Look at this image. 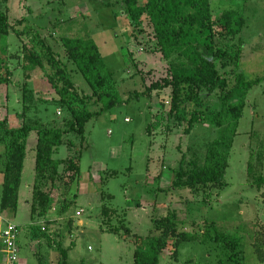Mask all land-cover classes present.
Returning a JSON list of instances; mask_svg holds the SVG:
<instances>
[{"label":"rangeland","instance_id":"obj_1","mask_svg":"<svg viewBox=\"0 0 264 264\" xmlns=\"http://www.w3.org/2000/svg\"><path fill=\"white\" fill-rule=\"evenodd\" d=\"M211 1L215 14L235 10L243 15L246 27L240 35L243 58L239 72L248 81L264 78V0ZM1 10L8 13L11 29L24 31L30 26L40 31L52 41L54 50L64 61V48L52 40L51 34L58 38L93 39L108 69L115 74L121 100L117 107L86 125L79 182L71 189L72 173L62 175V172L63 179L46 188L52 191L54 208L47 222L42 221L34 230L28 227L35 179L36 134L29 138L18 212L3 214L7 222L19 226L21 231L16 264H62L54 244L49 245L48 239L40 242L31 235L39 233L41 225L55 242L65 239V248H71L68 264H134L137 244L134 235L158 236L160 232L154 221L164 217L175 219L178 233H187L190 239L178 244L167 241L160 264H236L230 261L229 251L222 244L212 241L216 235L240 243L245 256L243 264H264L257 254L258 247L264 253V188L257 190L247 172L251 154L261 150L264 153V83L243 97L246 106L230 151L226 188L220 194L215 192L210 200L204 199L188 189H173L174 173L182 159L185 166L196 159L203 162L208 145L227 133L202 123L196 124L191 133L186 132L187 124L168 129L172 89L149 93L152 86L163 85L169 76L168 63L156 49L152 28L145 24L143 29L134 30L119 0H8ZM22 19L27 21L20 25ZM28 42L27 37L21 40L13 30L0 40V74L4 76L7 69L13 73L11 84L2 86L0 121L10 118L12 128L21 127L23 122L18 114L26 78L19 64L21 46ZM129 53L133 54L132 61L137 67L129 62ZM234 78L231 76L229 88L234 86ZM74 81L80 93H91L80 73H74ZM28 84L35 89L38 99L56 97L39 70ZM209 100V105H217V101ZM27 116L47 124L57 122L61 127L67 118L54 102L39 104ZM151 124L157 125V129L150 134ZM82 136L79 132L69 134L55 158L67 160L76 154L82 148ZM69 141L76 144L72 154ZM4 161L5 151L0 145V192ZM109 173L117 175L108 177ZM103 177H107L104 185ZM102 192L113 196L108 205L127 213L124 224L132 234L118 236L104 231ZM65 203H68L67 210L62 213L60 209ZM117 222L119 225L120 220ZM5 229L6 224H0V264H9L1 239Z\"/></svg>","mask_w":264,"mask_h":264},{"label":"trees","instance_id":"obj_2","mask_svg":"<svg viewBox=\"0 0 264 264\" xmlns=\"http://www.w3.org/2000/svg\"><path fill=\"white\" fill-rule=\"evenodd\" d=\"M7 1L0 0V40L9 36L13 30L18 38L24 40L27 37L29 42L21 46L22 61L19 56L17 58L26 78L21 89L22 109L18 114V117L23 119L22 126L12 128L8 119L0 121V145L5 151L0 211L3 214L12 212L14 215L18 212L28 141L35 133L37 138L35 179L30 209L31 222L28 227L34 230L42 221L47 222L54 208L52 191H46V188L54 186L65 174L72 173L69 182L71 189L79 182L81 153L86 143L84 136L86 125L117 107L121 100L115 74L108 69L93 39L58 38L51 34L52 40L64 48L66 56L64 61L54 50L52 41L44 37L40 31L30 26L24 31H18L13 27L11 29L8 13L1 10ZM119 3L123 6V14L129 19L134 30L143 29L145 24L153 29L156 49L168 63L169 76L163 81V85L156 84L149 90L150 93L154 90L172 89L167 114L168 129L171 126L187 124L186 132L191 133L196 124L202 123L224 129L227 133L208 145L203 162L196 159L185 166L182 159L172 180L173 189H188L210 200L215 192L220 194L226 188L225 178L229 168L230 151L246 106L243 97L255 86L264 83V78L248 81L239 72L243 58V41L240 35L246 27V21L243 15L235 10L215 14L211 0H147L145 3L140 0H119ZM26 21L27 19H22L20 25ZM129 55V62L137 67L132 61L133 54ZM38 70L43 73L56 93L55 98L51 100L36 98V91L29 86L28 81ZM75 72L83 76L91 89L90 94L79 92L74 81ZM12 75L9 69L4 76L0 74V106L2 86L11 84ZM231 76L235 77V83L229 88ZM211 97H215L216 100L212 101ZM208 100L211 103L217 101V105L214 107L209 105ZM48 102L59 105L66 113L67 118L63 120V127L57 122L47 124L28 118L27 115L37 109L39 104ZM153 129H157V125L151 124L148 133L151 134ZM75 132L83 133L82 148L67 160L55 158L65 138ZM75 146V142H68L71 154ZM263 157V150L257 154L252 153L248 163V176L257 190L264 188ZM116 175L109 173L108 177ZM106 180L107 177L102 178L103 185ZM101 196V216L105 227L103 230L118 236L132 234L126 225L127 213L108 205L113 196L105 192H102ZM66 204L68 203L60 209L62 213L67 210ZM154 224L156 230L160 232L158 236L143 238L134 235L137 243L134 264H160L167 241L174 240L178 244L182 240L190 239L187 233H178L177 222L172 217H164L154 221ZM39 231L32 232L31 235L40 242L48 239V244H54L56 247L59 262L68 264L71 248H65V239L55 242L53 236L42 225ZM212 241L222 244L229 251L230 261L236 264L244 263L245 256L238 241L219 235L212 238ZM262 251L260 247L257 248L260 262L264 263Z\"/></svg>","mask_w":264,"mask_h":264},{"label":"built area","instance_id":"obj_3","mask_svg":"<svg viewBox=\"0 0 264 264\" xmlns=\"http://www.w3.org/2000/svg\"><path fill=\"white\" fill-rule=\"evenodd\" d=\"M83 212L78 213V216H81ZM6 224V229L1 234V239L4 247V251L8 256L9 264H16L19 261V237H20V228L19 226L7 222L4 218L3 213L0 211V224Z\"/></svg>","mask_w":264,"mask_h":264},{"label":"crops","instance_id":"obj_4","mask_svg":"<svg viewBox=\"0 0 264 264\" xmlns=\"http://www.w3.org/2000/svg\"><path fill=\"white\" fill-rule=\"evenodd\" d=\"M18 118H19V117H18ZM8 120H9L10 125H12V123L10 122V118H9ZM20 121H21V120H20ZM12 126H13V125H12ZM12 126H11V127H12ZM19 203H20V200H19Z\"/></svg>","mask_w":264,"mask_h":264}]
</instances>
